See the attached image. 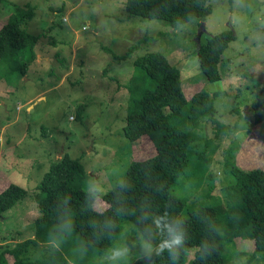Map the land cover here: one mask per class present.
<instances>
[{
  "label": "rangeland",
  "instance_id": "rangeland-1",
  "mask_svg": "<svg viewBox=\"0 0 264 264\" xmlns=\"http://www.w3.org/2000/svg\"><path fill=\"white\" fill-rule=\"evenodd\" d=\"M126 2L0 0V30L9 19L31 10L25 29L37 38L33 50L20 54L28 65L24 73L14 72L0 59V194L11 185L26 192L0 217V252L35 240L40 214L34 194L64 155L80 161L78 187L95 196L93 209L102 213L107 209L102 197L124 179L134 162L154 154L159 141L152 135L133 142L123 131L132 80L141 89L153 86L135 65L146 53H160L180 70L188 101L203 90L213 97L219 126L205 119L193 131L185 174L172 189L185 203L184 216L210 206L228 217L238 198L233 192L230 201L227 192L235 183L233 166L264 171V121L256 123L252 109L264 84V0H208L205 21L176 29L164 21L130 17ZM227 32L234 40L219 63L222 78L209 83L200 69L199 46ZM76 241V235L69 238V251L58 243H38L24 254L32 262L61 255L68 264H111L110 252L124 246L130 252L118 264H132L145 255L146 241L125 220L122 233L103 256L84 252ZM254 252L251 240L226 248L229 264H264V253L254 258ZM73 253L83 254L79 263L68 259L66 254Z\"/></svg>",
  "mask_w": 264,
  "mask_h": 264
},
{
  "label": "trees",
  "instance_id": "trees-1",
  "mask_svg": "<svg viewBox=\"0 0 264 264\" xmlns=\"http://www.w3.org/2000/svg\"><path fill=\"white\" fill-rule=\"evenodd\" d=\"M207 1L127 0L126 11L130 17L164 21L176 29L194 20L205 21L210 14ZM31 17V10L23 11L0 30V59L10 63L14 72L24 73L28 65L21 61L20 54L37 45V38L25 29ZM233 40L232 32H227L209 37L205 45L199 46L200 69L209 83L221 80L219 63ZM135 65L143 70L153 86L141 89L136 86L135 78L132 80L123 131L133 142L152 135L159 141L154 145V154L134 162L124 179L102 197L107 205L102 213L93 209L95 196L78 187L82 176L80 161L64 155L51 166L34 194L40 214L35 222V240L1 251L0 264H68L61 255L54 260L32 262L24 252L38 243H58L69 251L68 240L73 235L79 243L76 247L103 256L122 233L124 220L134 224L154 248L168 238L166 230L156 228L154 220L159 217H164L162 224L174 225L185 234L179 259L173 261L167 251L159 256L153 252L151 261L143 255L132 264H229L231 256L226 254V248L239 240L253 241L254 258L264 253V171H242L233 166L235 183L227 192L230 201H234L233 192L238 198L236 208L229 211L228 217L210 206H202L185 217V203L172 194V189L185 174L195 140L193 131L198 130L205 119L219 126L213 97L203 90L188 101L180 70L160 53H146L135 60ZM166 109L170 112L166 113ZM252 109L255 122L264 121V84L259 88ZM25 196L26 192L15 185L1 193L0 217ZM66 224L70 227L65 228ZM192 252L193 259H190ZM66 255L72 262L79 263L78 258L83 254Z\"/></svg>",
  "mask_w": 264,
  "mask_h": 264
},
{
  "label": "clouds",
  "instance_id": "clouds-1",
  "mask_svg": "<svg viewBox=\"0 0 264 264\" xmlns=\"http://www.w3.org/2000/svg\"><path fill=\"white\" fill-rule=\"evenodd\" d=\"M125 185L122 183L121 187H124ZM164 219V217H159L154 220V223L156 225V228L163 231L166 230L168 234V238L162 240L158 245H156L154 248L150 242H146V248H145V257L146 259H149L151 261L152 253L155 252V255L159 256L163 252L167 251L170 254V258L173 261H176L179 259L180 255V249L185 244V234L182 230H180L178 227L170 224H162L161 221ZM65 228L70 227V225H64ZM130 248L128 246L120 247V248H114L107 259L111 262V264H118L119 261L123 260L129 255Z\"/></svg>",
  "mask_w": 264,
  "mask_h": 264
},
{
  "label": "water",
  "instance_id": "water-1",
  "mask_svg": "<svg viewBox=\"0 0 264 264\" xmlns=\"http://www.w3.org/2000/svg\"><path fill=\"white\" fill-rule=\"evenodd\" d=\"M204 33H205V26L203 25L202 29H201V32L199 34V37H198V42L199 43H200V40H201L202 36L204 35Z\"/></svg>",
  "mask_w": 264,
  "mask_h": 264
}]
</instances>
